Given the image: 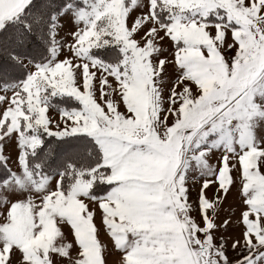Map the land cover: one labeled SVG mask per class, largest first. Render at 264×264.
Wrapping results in <instances>:
<instances>
[{
	"label": "snow or ice",
	"instance_id": "1",
	"mask_svg": "<svg viewBox=\"0 0 264 264\" xmlns=\"http://www.w3.org/2000/svg\"><path fill=\"white\" fill-rule=\"evenodd\" d=\"M0 264H264V0H0Z\"/></svg>",
	"mask_w": 264,
	"mask_h": 264
},
{
	"label": "rangeland",
	"instance_id": "2",
	"mask_svg": "<svg viewBox=\"0 0 264 264\" xmlns=\"http://www.w3.org/2000/svg\"><path fill=\"white\" fill-rule=\"evenodd\" d=\"M212 195V192L211 191H209V196H211ZM235 191H233L232 193H230V195L228 196V202H232L233 200H234V198H235ZM66 231H67V229H66Z\"/></svg>",
	"mask_w": 264,
	"mask_h": 264
}]
</instances>
